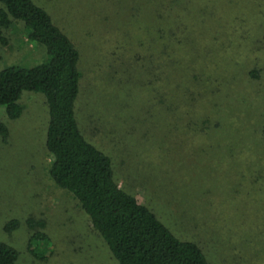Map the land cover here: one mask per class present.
<instances>
[{
    "label": "rangeland",
    "instance_id": "1",
    "mask_svg": "<svg viewBox=\"0 0 264 264\" xmlns=\"http://www.w3.org/2000/svg\"><path fill=\"white\" fill-rule=\"evenodd\" d=\"M35 1L83 51L78 118L86 138L111 157L120 187L175 235L199 245L210 264H264V0H196L201 6L193 7L189 3L175 46L169 49L175 50L176 61L169 76L183 87L173 91L176 119L167 121L169 112L161 113L162 106H156L152 85L135 93L152 100L157 110L152 104L151 113L168 122L161 121L157 131L148 126L149 118L135 131L130 126L123 129V121L117 125L114 112L120 107L111 105L114 77L105 70L97 94L90 73L101 49L106 59L117 60L123 55L117 42L134 45L131 56L146 43L149 37L143 28L158 18L149 16V0L136 1L144 2L145 9L135 24L132 12L125 13L128 6L123 17L96 9L123 0ZM183 4L178 0L174 10ZM105 24L112 28L110 37L103 39ZM0 33L9 40L7 47H0V71L33 68L46 61L45 48L29 41L22 24ZM170 90L168 86L166 93ZM19 104L23 114L15 121L0 107V121L9 131L6 143L0 137V243L18 252L16 264H118L77 201L49 176L45 96L26 92ZM28 219L43 221L44 231L31 230ZM15 220L19 228L6 232L5 226ZM36 232L47 235V248L33 242L30 252Z\"/></svg>",
    "mask_w": 264,
    "mask_h": 264
},
{
    "label": "trees",
    "instance_id": "2",
    "mask_svg": "<svg viewBox=\"0 0 264 264\" xmlns=\"http://www.w3.org/2000/svg\"><path fill=\"white\" fill-rule=\"evenodd\" d=\"M123 1L124 3L108 8L98 5L96 9L101 11V14L110 11L109 15H113L116 12L122 14L128 6L125 13L131 11V19H134L132 23H137L145 9L142 5L144 2L141 4L136 2L138 0H128V3ZM151 1L156 6L159 2L157 8L150 6ZM177 1H147L145 5L149 16L152 18L156 15L158 18L155 24L145 22L147 26L143 30L149 38L146 43L139 45L141 47L136 55H130L134 45L130 43L124 47L117 42L118 49L123 50L122 56H116L117 60L106 59L103 49L97 53L95 59L93 58L92 67L95 71L93 72L92 68L90 71L94 73L92 78L96 82L93 91L99 93L97 82L104 81L106 71L107 76L114 77L112 80L115 81L113 85L116 93L111 105L120 107L119 111L114 112V122L120 125L123 121V129L128 130L130 126V129L135 131L137 127H143L149 118L151 122L148 126L151 125L152 130L157 131L161 121L168 124L167 121L176 119V114L172 112L173 91L183 87L176 85L169 76L172 69L170 66L176 62L172 54L175 50L169 49L172 45L175 46L174 38L177 30L181 29L180 25H183L181 17L190 9L189 3H193L192 7L201 6L195 3L196 0H184L180 10L176 12L173 6ZM0 5V31L9 30L14 23L22 24L29 41L44 47L47 56L44 63L33 68L10 67L0 71V107H5L7 118L15 121L23 114L19 101L24 93H40L45 96L49 110L45 147L52 159L49 176L59 189L69 193L77 201L81 210L89 217L94 232L106 243L117 263L210 264L199 245L175 235L153 211L120 187L111 157L93 145L84 135L77 113V102L82 96L85 77L83 51L56 24L52 15L35 0H0ZM201 8L203 11L206 9ZM124 15L123 13L121 16ZM115 21L117 19L111 22L113 28L118 24ZM106 26L105 24L100 35L103 39L110 37L108 34L112 27L109 29V26ZM131 28L134 29V25ZM120 37L121 35L118 38ZM8 45L9 40L0 33V47ZM195 78L198 79V75ZM151 85L156 96H152L157 101L156 106H162L161 113L164 109L165 113L169 112L167 121H164L162 116H159V119L151 113L149 106L155 104L152 100L147 101L143 95L137 96L138 98L135 96L137 89L149 88ZM168 86L171 90L166 93ZM108 89L106 87L103 92L107 93ZM190 90L187 88L186 92ZM120 92L123 93L118 95ZM141 94H145L143 90ZM132 97L130 102L128 99ZM0 137L3 143L8 141L9 131L2 121ZM262 139L264 142V111ZM27 222L33 231L45 229L43 221L28 219ZM19 226V221L15 220L5 226V230L11 232ZM48 241L46 234L36 232L30 239L29 251L33 252V242L40 243L43 247ZM46 248L43 247V250ZM17 261L18 252L0 243V264H16Z\"/></svg>",
    "mask_w": 264,
    "mask_h": 264
}]
</instances>
